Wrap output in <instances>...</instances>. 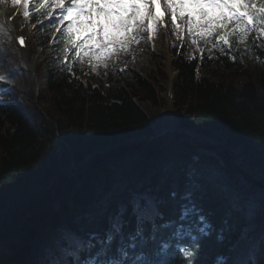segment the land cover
Here are the masks:
<instances>
[{
	"label": "trees",
	"instance_id": "obj_1",
	"mask_svg": "<svg viewBox=\"0 0 264 264\" xmlns=\"http://www.w3.org/2000/svg\"><path fill=\"white\" fill-rule=\"evenodd\" d=\"M34 34L44 49L48 26L35 28ZM252 41L237 44L230 52L213 51L193 58L183 50L173 51L175 111L182 126L228 146L240 173L228 167L224 149L209 148L175 133L98 168L42 206L102 159L149 141L154 126L139 104L156 103L163 90L157 83L167 81L158 69L161 59L148 49L133 69L98 71L96 78L89 66L68 69L60 58L48 55L39 79L37 103L42 111L33 103H8L9 98L0 104V219L8 241L0 264L38 260L51 264L55 243L51 251H43L49 234L64 224L99 231L104 222L89 220L84 213L121 188L157 196L164 221L173 224L181 215V197L190 173L194 178L222 175L241 197L226 202L209 189L197 200L212 228L199 242L196 264H216L218 256L227 258L225 264H235L241 247L253 238L258 240L255 250L259 252L257 230L264 215V188L245 176L264 183V45L256 40L258 47L253 48ZM54 47L61 56L60 46ZM192 157L196 163H191ZM126 219L134 226L130 206ZM220 234L223 241L217 239ZM177 264L185 262L180 258Z\"/></svg>",
	"mask_w": 264,
	"mask_h": 264
},
{
	"label": "snow or ice",
	"instance_id": "obj_2",
	"mask_svg": "<svg viewBox=\"0 0 264 264\" xmlns=\"http://www.w3.org/2000/svg\"><path fill=\"white\" fill-rule=\"evenodd\" d=\"M20 2L21 0H12L13 4ZM28 2L29 0H23L25 4ZM160 2L161 0H69L66 6L65 0H40L44 8L55 6L59 10V20L67 21V26L63 29L66 44L64 50L68 51L70 46L76 50L79 58L86 51L84 44L91 36H96L101 43L96 48L93 59L101 62L116 52L126 51L136 39V33L156 30L155 26L163 22V17L162 14L153 12V8ZM163 3L175 27H180L176 24L177 19L186 24L194 44L197 33L205 44L221 48L228 46L229 49L232 47L230 38L238 37L243 41L253 29L257 32V40L264 36V3L254 8L257 0H163ZM185 6L191 10L187 15L183 14ZM93 11L102 14L104 22L98 20L96 31L77 39L75 29L83 23L79 18L91 17ZM178 12L182 14L178 15ZM24 15L28 16L29 13L25 12ZM195 16L201 19L197 21ZM149 20L153 28L145 26ZM87 23L92 24V20L89 19ZM251 47H258L257 41H252ZM188 181L181 197L183 203L179 220H189L193 216L195 220H191L187 226L183 223L177 225L167 236L164 235V230L171 229L173 224L171 221H164L159 208L162 201L155 195L127 193L121 188L110 191L84 213L89 220H102L104 227L101 230L64 224L49 234L43 251H51L50 246L55 243L56 255L51 264H169L170 258L177 253L185 264H196L199 242L210 235L209 230L212 228L202 209L197 207V200L209 189L226 202L241 197L227 186L225 178L219 174H201L199 178H194L190 173ZM171 196L174 198L176 193L172 192ZM129 206L131 215L135 218L134 226H130L126 219ZM158 220L163 222L158 224ZM259 231V252L255 251V239H248L239 250L235 264H259L260 260H264V224L260 225ZM217 239L223 241V234L218 235ZM7 244L6 229L0 219V255L7 250ZM84 253L88 255L82 258ZM226 259L218 256L216 264H225ZM35 264L43 262L38 260Z\"/></svg>",
	"mask_w": 264,
	"mask_h": 264
},
{
	"label": "rangeland",
	"instance_id": "obj_3",
	"mask_svg": "<svg viewBox=\"0 0 264 264\" xmlns=\"http://www.w3.org/2000/svg\"><path fill=\"white\" fill-rule=\"evenodd\" d=\"M13 6H14V4H13ZM15 7L17 8V10H19V13H20L19 14V17H20L19 22L23 25L24 32H25L29 42H31L32 38H33V34H32L31 29L28 26L29 24H28L27 16L24 15L25 11H24L23 0H21L20 3L15 4ZM170 22H171V33L168 34L167 39L161 35L157 26L155 27L157 30H155L153 32L154 37L152 36V39H151L152 40V49H153L154 53L163 58V63H160V65H158V69L166 72L167 81H165V82H163L161 80L158 81V83H157L158 87H160V88L162 87L163 90L160 92L159 89H156V92H158V91L160 92L157 94L158 97H157L156 103L141 102L139 104L140 109L148 117V119L150 120V122L152 123V125L154 126L156 131L161 129V126L163 125L164 120L169 115V111H168L169 102H168V99H166L164 88H165L167 82L170 81L172 83L173 81L176 80L175 72L172 70L171 67H169L170 70L168 69V64L164 61L165 60L164 57H166V58L168 57L170 60H172V57L170 54V49L175 47L176 45H178L179 42H181V41H186L189 48L193 51H195L198 48V45L196 43L194 44L193 41L187 37V34L184 32L185 24L181 20H179V23H177V21H176V24L180 26L179 28H177L173 25L172 18H171ZM2 27H3L4 31L0 30V35L8 36V33H6V31H5L6 30L5 27L3 25H2ZM145 34H146V31H140V32L136 33V39L133 40V42L128 46L127 50L126 51L123 50L121 53L120 52L116 53V56H113V57L108 56V58H106L103 62H101V61L93 59V56H94L93 55V56H89V61L93 65H95V68H110L113 66H124V65L129 66L132 63L133 59H137V58H140L142 56V53L139 50V48H140L139 41L142 38H145ZM147 35H149V34L147 33ZM37 56H38V61H42L45 58V56L40 52H37ZM1 75L6 76L7 78H9L12 81V85H13L14 89L18 90L19 87H21L23 99L27 102L31 101V98L35 95L36 83L31 77L29 78L27 74H25L24 72H21V65L20 64L15 66L14 71L3 73ZM22 81L24 83H21ZM0 89H2V88H0ZM40 106H41V104H40ZM170 115H171V113H170ZM172 121H173V116H172Z\"/></svg>",
	"mask_w": 264,
	"mask_h": 264
},
{
	"label": "bare ground",
	"instance_id": "obj_4",
	"mask_svg": "<svg viewBox=\"0 0 264 264\" xmlns=\"http://www.w3.org/2000/svg\"><path fill=\"white\" fill-rule=\"evenodd\" d=\"M12 4V0H0V23L5 22V24L10 28V30L14 31V29L17 28L20 24V13L16 7H12ZM159 14H162L163 22L158 26L162 33V36L167 39V36L168 34H170L171 31V24L168 20V14L163 9L159 12ZM165 62L168 64V69L170 70V59L168 57L165 59ZM27 63L31 62L27 59ZM9 85H11V82L7 77H4V79H0V86L6 87Z\"/></svg>",
	"mask_w": 264,
	"mask_h": 264
},
{
	"label": "water",
	"instance_id": "obj_5",
	"mask_svg": "<svg viewBox=\"0 0 264 264\" xmlns=\"http://www.w3.org/2000/svg\"><path fill=\"white\" fill-rule=\"evenodd\" d=\"M184 133H186L188 136L192 137L194 140L200 141L204 144H208V145H218L221 146L222 148H225V150L228 151L230 160L232 159V153L231 150L229 149V147H227L226 145L220 143L219 141H216L212 138H207L205 136H202L198 133H196L194 130L190 129V130H185L183 131ZM230 165L233 167V164L230 162Z\"/></svg>",
	"mask_w": 264,
	"mask_h": 264
}]
</instances>
